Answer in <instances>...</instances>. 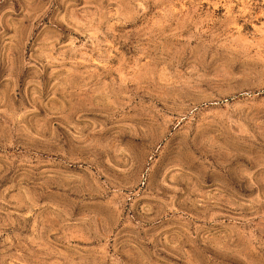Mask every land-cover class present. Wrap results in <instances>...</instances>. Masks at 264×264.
I'll return each mask as SVG.
<instances>
[{
	"label": "rangeland",
	"instance_id": "obj_1",
	"mask_svg": "<svg viewBox=\"0 0 264 264\" xmlns=\"http://www.w3.org/2000/svg\"><path fill=\"white\" fill-rule=\"evenodd\" d=\"M0 264H264V0H0Z\"/></svg>",
	"mask_w": 264,
	"mask_h": 264
}]
</instances>
